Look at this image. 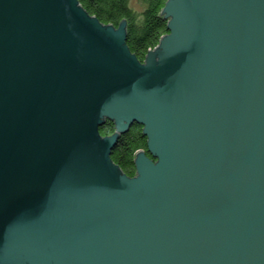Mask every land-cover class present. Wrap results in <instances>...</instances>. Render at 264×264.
I'll return each mask as SVG.
<instances>
[{"label":"water","instance_id":"obj_1","mask_svg":"<svg viewBox=\"0 0 264 264\" xmlns=\"http://www.w3.org/2000/svg\"><path fill=\"white\" fill-rule=\"evenodd\" d=\"M161 15L140 62L78 0H0V264H264V0Z\"/></svg>","mask_w":264,"mask_h":264},{"label":"trees","instance_id":"obj_2","mask_svg":"<svg viewBox=\"0 0 264 264\" xmlns=\"http://www.w3.org/2000/svg\"><path fill=\"white\" fill-rule=\"evenodd\" d=\"M78 1L89 15L104 25L118 28L125 22L127 45L140 62H144L147 53L154 50L168 33V21L161 15L168 0ZM99 131L102 137L111 136L115 125L107 121ZM140 151H147V138L143 136L142 127L135 124L120 136L111 159L126 176L133 178L136 176L135 157Z\"/></svg>","mask_w":264,"mask_h":264}]
</instances>
